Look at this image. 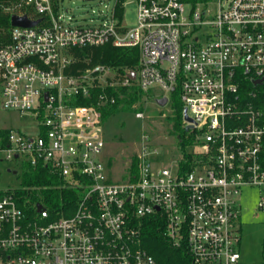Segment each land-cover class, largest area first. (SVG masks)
Returning <instances> with one entry per match:
<instances>
[{"label":"built area","instance_id":"built-area-1","mask_svg":"<svg viewBox=\"0 0 264 264\" xmlns=\"http://www.w3.org/2000/svg\"><path fill=\"white\" fill-rule=\"evenodd\" d=\"M134 1L133 29L124 23L128 0H115L98 26L74 23L53 0L20 1L41 21L11 26L0 46V95L4 109L35 128L27 135L0 127V161L46 167L77 201L59 215L46 187L0 191V264H158L142 247L149 222L172 248L187 249L191 264H245L243 188H259L264 211V0ZM106 44L138 48L136 71L98 64L73 73L76 48ZM130 84L168 102L178 90L192 128L166 166L143 135L138 173L115 180L102 114L76 101L95 86Z\"/></svg>","mask_w":264,"mask_h":264},{"label":"rangeland","instance_id":"rangeland-1","mask_svg":"<svg viewBox=\"0 0 264 264\" xmlns=\"http://www.w3.org/2000/svg\"><path fill=\"white\" fill-rule=\"evenodd\" d=\"M60 13L68 11L67 15L73 17V22L84 26H98L111 11L115 0H53ZM217 6L216 4H214ZM24 11L32 18H37V13L32 6L24 7ZM124 23L129 29L137 26V7L134 0H128L125 6ZM159 91L142 97L137 108L142 106L144 117L136 118L137 112L122 113L112 117L102 126L103 137L107 146L104 159L115 180L126 177L131 168L133 156L138 151L143 135L150 142L160 148L161 166L169 165L174 159L181 156L178 136L170 135L172 129V98L164 107L156 103ZM0 127L17 129L24 134L34 132L35 124L31 118L22 117L14 110L3 108L0 95ZM23 161V158L17 161ZM25 163L16 165L0 161V191L18 190L24 187L23 180L26 176ZM16 170V174L13 171ZM260 190L258 187L242 189L240 196L241 206V254L245 264H264V211L260 210Z\"/></svg>","mask_w":264,"mask_h":264},{"label":"trees","instance_id":"trees-1","mask_svg":"<svg viewBox=\"0 0 264 264\" xmlns=\"http://www.w3.org/2000/svg\"><path fill=\"white\" fill-rule=\"evenodd\" d=\"M21 0H0V46L6 45L10 40L11 16L28 15L24 8L18 7ZM121 11L118 14L121 15ZM75 58L77 63L73 66V73L78 69L84 70L94 65L111 66L120 74L125 71H136L139 66V49L136 47L117 48L112 44L100 47L76 48ZM151 94L143 91L136 84L129 86H95L90 90L87 97H80L76 104L83 106H94L102 114L103 124L112 117L122 113L142 111V106L137 108L142 97ZM172 129L170 135L178 136L181 151L185 150L188 144L185 139L186 131L184 127V104L181 102L179 91L176 90L172 95ZM5 135L7 131H0ZM185 158L191 160V155L185 154ZM188 168V166H186ZM26 176L23 180L24 186H39L47 188L45 198L47 204L54 213L61 215L63 212L68 215L76 208L77 193L73 190L61 188V181L58 176L53 175L46 167L32 168L24 165ZM190 169V168H189ZM130 170L138 173L136 157L133 156V163ZM22 193V192H19ZM70 209V212L67 210ZM142 247L149 251L156 259L158 264H191V256L184 247L172 248L158 225L149 222L143 231Z\"/></svg>","mask_w":264,"mask_h":264},{"label":"water","instance_id":"water-1","mask_svg":"<svg viewBox=\"0 0 264 264\" xmlns=\"http://www.w3.org/2000/svg\"><path fill=\"white\" fill-rule=\"evenodd\" d=\"M40 21H41V19L40 20H31L25 14H24V16L16 15V14L11 16V26H14V27L33 28V27L37 26L40 23ZM135 78H136V74H135V72H132L130 79L132 81H134ZM167 102H168V99L166 97L156 99V103L162 107L166 106ZM183 120L188 121V122L190 121V118H188V116H187V110L186 109L184 110ZM190 128H192V125L186 126L185 130L188 131ZM13 173L16 174V171H13ZM40 209H41V206L39 205V210Z\"/></svg>","mask_w":264,"mask_h":264}]
</instances>
